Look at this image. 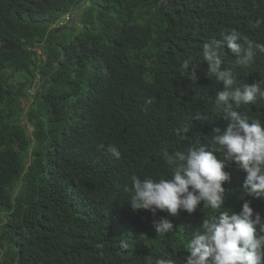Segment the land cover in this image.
<instances>
[{
    "label": "trees",
    "instance_id": "trees-1",
    "mask_svg": "<svg viewBox=\"0 0 264 264\" xmlns=\"http://www.w3.org/2000/svg\"><path fill=\"white\" fill-rule=\"evenodd\" d=\"M229 29L255 55L245 68L225 49L221 69L264 88L254 47L264 0H0V264H184L191 235L219 211L201 202L159 234L153 221L167 213L133 211L124 189L133 176L171 177L165 147L198 148L226 128L214 103L223 84L207 76L202 46ZM236 110L264 123V102ZM225 171L221 211L247 200L264 221V198L242 191L245 172L231 161Z\"/></svg>",
    "mask_w": 264,
    "mask_h": 264
},
{
    "label": "clouds",
    "instance_id": "clouds-1",
    "mask_svg": "<svg viewBox=\"0 0 264 264\" xmlns=\"http://www.w3.org/2000/svg\"><path fill=\"white\" fill-rule=\"evenodd\" d=\"M261 22L257 20L254 26L259 27ZM221 37L203 44L202 57L207 63V76L223 84L215 93L214 103L218 116L227 122L226 128L221 132L213 127L207 144H200L198 148L170 153L165 147L163 155L172 169L171 177L155 180L133 176L131 186H125L124 191L130 194L127 204L133 211L143 209L153 215L158 210L167 213L153 221L159 234L172 228L168 217L177 216L180 211L192 214L201 202L216 213L219 211V215L203 219L200 228L191 235L184 264H264V221L260 214L253 215L247 200L239 212L230 215L228 209L221 211L225 202L222 185L230 180V173L225 171L226 161L235 162L245 172L243 193L264 198V123L250 120L236 110L241 105L264 102V88L259 81L238 85L232 69H221L225 49L240 67H248L255 55L250 41L247 48L241 46L239 41L245 38L238 30L229 29ZM254 47L264 53V43H256ZM183 63L189 68L191 61L185 59ZM196 79L193 71V80ZM151 103V99L145 101L146 105ZM194 118L208 121L207 114L200 111H195ZM106 151L114 159L121 158L115 145H108ZM216 153L222 159H218ZM121 245L128 247L125 241H121ZM155 264H172V261L157 259Z\"/></svg>",
    "mask_w": 264,
    "mask_h": 264
},
{
    "label": "rangeland",
    "instance_id": "rangeland-1",
    "mask_svg": "<svg viewBox=\"0 0 264 264\" xmlns=\"http://www.w3.org/2000/svg\"><path fill=\"white\" fill-rule=\"evenodd\" d=\"M69 31H70L69 29H65V32L68 33ZM74 32L76 33V32H78V30L75 29ZM37 79H38L37 77L34 78V86L32 88H30V90H29L30 94H34L35 89L38 87ZM31 99H32V97L30 96V98L26 99V101L22 104L24 109H26V106L28 103H30ZM1 252H2V250L0 251V256H1Z\"/></svg>",
    "mask_w": 264,
    "mask_h": 264
},
{
    "label": "built area",
    "instance_id": "built-area-1",
    "mask_svg": "<svg viewBox=\"0 0 264 264\" xmlns=\"http://www.w3.org/2000/svg\"><path fill=\"white\" fill-rule=\"evenodd\" d=\"M69 19L68 15H64L61 20H59V22L57 23L58 26L62 25L63 23L67 22V20Z\"/></svg>",
    "mask_w": 264,
    "mask_h": 264
},
{
    "label": "bare ground",
    "instance_id": "bare-ground-1",
    "mask_svg": "<svg viewBox=\"0 0 264 264\" xmlns=\"http://www.w3.org/2000/svg\"><path fill=\"white\" fill-rule=\"evenodd\" d=\"M69 21V20H68Z\"/></svg>",
    "mask_w": 264,
    "mask_h": 264
}]
</instances>
